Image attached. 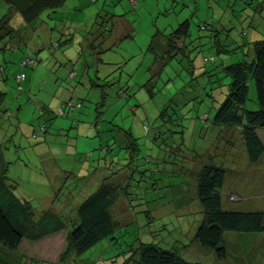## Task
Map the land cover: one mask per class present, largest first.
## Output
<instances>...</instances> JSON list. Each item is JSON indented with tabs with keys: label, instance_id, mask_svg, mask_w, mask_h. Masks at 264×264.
<instances>
[{
	"label": "rangeland",
	"instance_id": "obj_1",
	"mask_svg": "<svg viewBox=\"0 0 264 264\" xmlns=\"http://www.w3.org/2000/svg\"><path fill=\"white\" fill-rule=\"evenodd\" d=\"M133 2L134 4L130 0H67L64 8L58 9L52 16H46V12H43L41 18L50 22L55 17L65 19L73 30L72 39L66 46L51 48L50 42L55 41L58 35L54 32L49 38L46 31L41 32L43 36L40 37V34L38 41L43 48L37 54L40 64L22 68L27 78L25 82H21L23 91L19 95H16L17 85L14 82V75L21 70L18 64L19 53L9 52L4 60L8 83L5 87L6 104L18 114L23 123L0 139V151L6 159V167L8 166L6 174L11 183H16L14 195L29 199L36 216L41 210L47 209L59 213L69 205L79 204L101 181L112 180L116 176H120L118 179L121 180L122 174L128 175L131 177L127 179L128 192H135L132 195L133 206L130 209L126 199L119 197L111 208L114 225L122 232L118 237L120 244L113 246L108 239H104L81 255L73 254L68 249L63 262L59 258L66 251L63 238L65 234L58 232L35 241L26 239L11 254L18 258L19 264L23 261L24 264H38V261L42 264H64L65 261V264H76L78 260L85 259L91 260V264H125L124 254L119 253L125 248L124 240L126 243L136 235L141 237L142 231L147 230L149 236L156 239V244L162 248L172 247L178 250L180 257L188 262L264 264V234L261 232L225 231L223 243L227 255L223 261L218 260L211 250L189 238L195 219L200 217V204L195 189L200 165L212 162L225 169V181L221 188L225 208L264 211V153L256 163H250L238 130H231L229 145L228 139L224 138V135H228L224 130L218 131L216 126H203L205 122L199 119L200 115L207 112L208 107L220 102L223 99L221 95L214 96L213 102L211 97L204 96L205 100L198 104L197 109L191 103L177 104L180 101L176 96L175 100H171L185 80L182 70L185 61L180 64L169 61L154 80H149L157 67H152L154 52L149 49L153 36L159 35L155 44L163 43L165 37L162 34L166 36L179 22L188 19V39L193 41L189 44V57L193 60L197 75L202 69L215 66L225 58V54L216 52L212 34L220 33V39L224 40L227 48H230L231 39L242 40L240 36L248 41L264 38V1ZM258 3H261V10L255 9ZM5 9L6 4L0 1V16ZM95 13L102 15L101 18L97 17L98 29L102 22L113 26L111 36L103 33V49H98V46L93 49L98 51L93 55L98 56L97 61H92L99 64V75H106V80L111 84L107 88L108 94L103 105H99L102 99L99 90L91 83L95 81V65L90 67L91 79L85 75L73 79L67 76L71 67L80 75L83 72L82 62L90 61L82 31L89 27L93 17H96ZM205 23V28L202 29L200 25ZM227 28L230 29L229 32ZM241 31H245L244 35L240 34ZM226 34H229L228 37ZM24 51L32 55L27 48ZM55 56L65 59L55 61ZM209 56H213L214 61L204 64L203 58ZM232 56L234 55L229 56L227 61H232L237 55ZM99 58L103 63L100 64ZM59 64L62 65L58 66ZM47 67L53 68V71H47ZM150 68L153 70L149 71ZM77 81L80 83L77 84ZM68 98H80L82 101L81 108L74 115L77 120L76 128H70L69 133L64 135L51 130L47 139H43V134L37 132L38 139L35 141L32 139L36 138H29L25 134V125H35L40 120L38 111L41 103H50V109L56 112L60 109L61 100ZM164 106L169 115L174 113L172 119L180 113V125L157 119ZM245 106L248 109L256 107L251 82ZM209 111L212 112L211 109ZM70 119L56 117L52 119V123L66 129L70 125ZM91 124H94L93 127ZM146 125L150 127L147 132L144 127ZM21 127H24L25 132ZM157 131L160 136L155 140ZM129 136L132 144H129ZM179 137L182 139L180 151L186 152L183 153V161L173 153V140L176 142ZM49 140L50 145L45 149L47 153L44 152L41 158L30 152L32 148L28 146L43 144ZM130 145L135 148L134 151ZM100 146H103L100 155L104 156L107 164L103 168L101 162L102 167L91 174L93 160ZM170 156L176 159L173 163L169 162L172 160ZM152 183L158 190L154 191ZM166 185H175L172 186L170 195L165 196L168 199L172 196V201L162 197ZM144 187L148 188L146 194L142 191ZM152 198L164 206L156 210L153 219L147 223L140 211L143 210L145 201L153 209ZM179 223L182 224L181 229L178 228ZM159 227L164 229L156 235ZM146 234L143 238H148ZM160 237L164 241L159 244L157 239ZM132 255L135 261L129 264H136L137 254L132 252Z\"/></svg>",
	"mask_w": 264,
	"mask_h": 264
},
{
	"label": "trees",
	"instance_id": "obj_2",
	"mask_svg": "<svg viewBox=\"0 0 264 264\" xmlns=\"http://www.w3.org/2000/svg\"><path fill=\"white\" fill-rule=\"evenodd\" d=\"M1 1L6 4L7 9L0 16V57L2 59V63H0V139L11 133L14 127L18 128V126L20 127L23 124L20 122L18 114L13 112L12 108L6 104L7 92L5 87L8 83L5 72L7 66L4 64L5 56L9 52L19 53L18 64L21 67L19 73L22 72L24 74L23 80L17 79L19 73L14 75V82L17 85L15 91L16 95H19L23 91L21 82H25L27 78L22 68L34 67L40 64V59L38 61L36 56L40 51L38 48V45H40L38 36L42 34L41 32L46 31L49 38H51L50 36L54 32L58 35L55 41L50 42L49 46L51 48L66 46L71 41L73 35V30L69 28L70 25L63 23L65 19L60 18L61 20H59L55 17L54 21L50 22L41 18L43 12H46V16H52L57 13L58 9L64 8L67 0ZM248 4H251V2ZM260 5L261 3H258V7L255 9L261 10ZM101 16L99 13L96 14L89 27L83 28L84 30L82 31L84 45L87 46L90 61L86 60L82 62L83 72L80 75L73 67L68 69L67 72L69 79L78 76L82 77L83 75L91 79L89 77L90 67L95 65V81H91V83L100 92L102 99L99 105L104 104V98L108 94L107 88L111 84H109V80H106V75L104 77L99 75L98 69L100 66L96 63L98 56H93L98 51L94 50V52L93 49L94 46H98V49H103L101 48V42L104 41L103 33L106 32L107 36H111L113 31L112 24L107 25L104 22H102L100 29H98V18H101ZM94 25H96L95 28ZM205 25L206 23L200 25V27L203 29ZM189 28L188 19H184L166 36L162 34L165 37V42L155 44L156 38L159 35L151 38L149 49L154 52L152 67H157L155 71H152L149 80H154L156 75L160 73L169 61L179 62V64L181 61H185L182 68L185 80L171 100H175L176 96L180 101L177 104L186 105L191 103L192 107L195 106L197 109L198 104L205 100L204 96L211 97L213 102L214 96L221 95L223 99L220 102H216V105L213 104L214 106L208 107V111L203 112L199 119L205 122L203 124L204 127L210 128L211 126H216L218 131L224 130L228 134L224 135V138L228 139L229 145H231V130H238L248 161L256 163L264 153V38L248 41L244 40L243 36H240L242 40L231 39L230 48H227L224 40L220 39V33L212 34V43L215 45L216 52L225 54V58H222L215 66L204 68L199 74L195 75L193 60L189 57L191 51L189 44L193 42L188 39L190 36ZM213 29L217 30L216 28ZM229 31L230 29L227 28V32ZM244 33L245 31H241L240 34L244 35ZM226 35L228 37L229 34ZM42 36L43 34L40 37ZM26 48L32 52L33 56L24 51ZM40 48H43V46L40 45ZM20 53H24V55L21 56ZM80 53L82 52L80 51ZM231 55H234L232 58L235 55L238 57L236 56L232 61H227V58ZM25 58L31 62L23 64L22 61ZM94 59L96 61H92ZM211 61H214L213 56L203 58L204 64ZM101 63H103L102 60H100ZM61 65L59 64L58 66ZM153 68H150L149 71L153 70ZM52 69L51 67H47L46 70L53 71ZM101 80L103 81L100 83ZM249 82L253 84L255 91L256 107L252 109H248L245 106L248 99ZM79 83L77 81V84ZM16 101L19 104L18 99ZM81 102L80 98H77V100H73L72 98L61 100L60 109L56 112L52 111L47 103H41L38 111L40 120L35 125H25L26 129H30V133L26 134L28 130L25 132L24 127L21 128L29 138H36L32 139L34 141L38 139L37 132H41L43 137L49 135L51 130L62 135L68 134L70 128H76L75 123L77 120L74 119V115L75 111L81 108ZM178 108L181 110V107ZM97 113L99 115L100 111ZM172 114L174 113L169 115L167 107L165 108L164 106L158 113L157 119L163 122L169 120L174 122L176 126L180 125V113L173 119L171 118ZM56 117L71 118L70 125L66 129L55 127L52 119ZM72 121L73 123H71ZM93 125L91 124V127ZM144 127L146 132L150 129L147 125ZM125 134L127 135L126 131ZM209 135L211 134L209 133ZM159 136L160 133L157 131L154 139H158ZM130 137H128L129 144H132ZM49 141L51 142V140ZM173 143L175 144L173 148L175 157H180V160L183 161V153L186 152L180 151L182 139L179 137L176 142L173 140ZM102 147L100 146L97 149L95 160H93V168L90 171L91 174L98 171L102 166L104 168V165L107 164L105 163L104 156L100 155ZM106 149L109 148L106 147ZM131 149L135 150L134 147H131ZM89 155L91 156V154ZM169 158H172L169 161L170 163L176 160L171 156ZM101 162L102 166H100ZM7 167L6 163H3V167L0 170V264H9V262L19 264L18 258H15L11 252L15 251L23 240L35 241L58 232L65 234L63 238L66 247V251L59 258L60 261H63L64 256L68 253V249L73 254L81 255L104 239H108L111 244H114L113 246H117L119 243L118 237L122 232L118 230V226L114 225L111 208L119 197L126 199L130 209L133 206L131 205L134 198L132 195L135 192H128L127 184V179L131 177L122 174L121 180L118 179L120 176H116L112 180L105 179L93 191L87 194L79 204L75 206L69 205L59 213H55L51 209L41 210L36 216L29 199L18 198L14 195L13 191L16 188V183L10 182V178L6 174ZM180 167L182 166L180 165ZM224 181L225 169L222 166L212 162L200 165L195 183L196 197L200 204V211H198L200 217L199 219H195L191 230L192 233L189 236V238H193L192 240L198 242L200 246L211 250L220 261H223L227 255L226 246L223 243V233L225 231L241 233L261 232L264 234V211L236 210L223 206L221 188L224 185ZM172 186L175 185L164 186L166 187V191L162 197L170 195ZM152 188H154V183H152ZM147 190L148 188L144 187L142 191L146 194ZM156 190L158 188L154 191ZM162 197L160 198L162 199ZM166 199L172 201V196ZM154 200L156 199L152 198L151 200V203L154 204L153 209L149 206V202L145 201L142 206L143 210L140 211L143 213L147 223L153 219L154 212L164 206L162 204L159 205L158 200ZM192 213L193 211L190 212V214ZM135 216L137 215L135 214ZM141 227L139 228L141 229ZM181 227L182 224L179 223L178 228L181 229ZM163 229L164 227L157 228L156 235H159L158 233H161ZM145 233H147L146 235L149 239L143 238ZM154 240L156 239L150 237L147 230L142 231L141 237L136 235V237L128 240L126 243L124 240L123 244L125 248L119 252L124 254L123 263H133L135 260L132 252H134L137 254L136 264H200L198 262L183 260L178 250L172 247L162 248ZM163 241V237L157 239V243L159 244ZM21 264H24V261ZM38 264L42 263L38 261ZM67 264L70 263L67 262ZM76 264H91V260H78Z\"/></svg>",
	"mask_w": 264,
	"mask_h": 264
},
{
	"label": "crops",
	"instance_id": "obj_3",
	"mask_svg": "<svg viewBox=\"0 0 264 264\" xmlns=\"http://www.w3.org/2000/svg\"><path fill=\"white\" fill-rule=\"evenodd\" d=\"M1 1V0H0ZM89 2H92V1H89ZM7 9V8H6ZM6 9H5V11H6ZM95 14H98V13H95ZM101 14V13H100ZM91 16H92V14H91ZM57 19H59V20H61L60 19V17H57ZM63 23H67L66 21H63ZM66 31V30H65ZM65 33V32H64ZM38 48L41 50L42 48H40V45H38ZM36 58L38 59V61H39V58H38V56H36ZM63 59H65V58H63ZM63 59H60V57H54V60L55 61H59V60H63ZM69 60V59H68ZM38 66V65H37ZM47 103V105H49L50 106V103H48V102H46ZM75 119V118H74ZM55 127H57V125H55ZM57 128H59V129H62L63 127L62 126H58ZM28 130V129H27ZM25 131V130H24ZM30 133V129L26 132V134H29ZM49 137V135H47V136H44L43 137V139L45 138V139H47ZM38 141H40V138H39V140ZM48 143H50V141H48V142H46V141H44L43 142V144H45V145H43L42 143H39V144H34V145H31V146H28V147H31L32 148V151H30V152H32L33 154H34V156H36L37 158L39 157V158H41V156H42V154L45 152V153H47L46 152V148H48L49 147V145L50 144H48ZM30 148V149H31ZM5 158H4V156H3V154L1 153V151H0V170L2 169V167H3V163H5ZM8 168V167H7ZM66 171V170H65ZM49 179V178H48ZM24 241V240H23ZM22 241V242H23Z\"/></svg>",
	"mask_w": 264,
	"mask_h": 264
},
{
	"label": "built area",
	"instance_id": "obj_4",
	"mask_svg": "<svg viewBox=\"0 0 264 264\" xmlns=\"http://www.w3.org/2000/svg\"><path fill=\"white\" fill-rule=\"evenodd\" d=\"M131 1V3L132 4H134V2H133V0H130ZM31 61L29 60V59H27V58H25L23 61H22V63L23 64H28V63H30ZM23 78H24V74L21 72V73H19L18 75H17V79L18 80H23Z\"/></svg>",
	"mask_w": 264,
	"mask_h": 264
},
{
	"label": "bare ground",
	"instance_id": "obj_5",
	"mask_svg": "<svg viewBox=\"0 0 264 264\" xmlns=\"http://www.w3.org/2000/svg\"><path fill=\"white\" fill-rule=\"evenodd\" d=\"M205 114V113H204Z\"/></svg>",
	"mask_w": 264,
	"mask_h": 264
}]
</instances>
